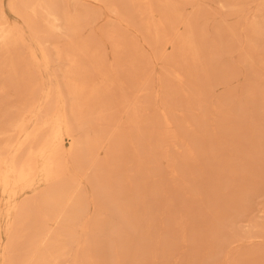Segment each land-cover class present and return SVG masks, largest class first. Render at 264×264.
<instances>
[{"label": "bare ground", "instance_id": "1", "mask_svg": "<svg viewBox=\"0 0 264 264\" xmlns=\"http://www.w3.org/2000/svg\"><path fill=\"white\" fill-rule=\"evenodd\" d=\"M93 1L107 3V0ZM131 1L148 17L152 41L175 48L167 61L181 57L186 66L195 70L202 66L201 70L208 73V66L202 62L201 47L206 33L197 24V14L194 18L184 14V8L192 5L193 0ZM220 2L222 8L229 7L233 13L241 12L244 7L242 0ZM262 4L264 6V0ZM108 8L118 18H126L127 9L120 0H114ZM13 9L24 18L46 20L48 30L67 40L62 55L65 54L69 66L63 73L66 86L62 88L55 78V92L49 89L41 92L31 69L22 71L19 68L25 61L23 49L16 29L6 16L4 0H0V72L20 80L15 86L17 94L39 93L38 97L18 100L21 107L18 118L9 126L0 127V139L4 143L0 147V209L4 207L7 212L4 228L9 235L7 241L0 239V253H6L5 264H133L138 261L157 264L168 240L188 242V228L194 219V226L204 230L205 247L201 244L207 256H211L215 242L227 225L223 207L212 211L217 223L210 221L209 208L203 209L202 203L217 207L223 199L219 190L212 191L210 181L220 174L227 175L235 180L229 188L232 193H238L236 199L241 196L246 202L255 203L264 197V147L259 139L260 130L256 128L264 119L261 82L246 91L250 112L240 108L222 119H214L213 112L218 113L219 109L214 105L208 107L201 94L194 91L191 94L185 86V72L175 67L170 74L178 81V91L182 95L196 99L192 107L196 116H186L182 120L174 117L172 121L163 112L165 129L161 141L153 127V116L146 126L143 122L145 111L142 113L141 103L135 101L126 135L115 127L116 114L111 111L114 101L128 103V96H124L122 90L126 87L119 76L120 66L113 64L106 70L100 67L104 65L103 52L81 33V23L94 14L86 9L66 11L60 8L57 0H15ZM182 27L184 31L180 32ZM230 30L234 35L235 29L226 27H221L217 33L225 35ZM247 30L249 42L257 46L256 40L262 41L264 34L261 8L249 20ZM113 39L116 50L127 46L126 41ZM96 76L102 78V83L95 79ZM105 81L109 85L104 87ZM188 82H191L189 77ZM144 87L151 91L149 84H141L139 90L144 91ZM7 89L0 83V96ZM65 95L71 97L70 107ZM79 118L81 125L88 126L95 119L106 128L82 139L70 140L68 137H72L71 131ZM26 119L41 121L40 128L32 135L21 127ZM249 119L253 122H248ZM250 123L254 126L250 137L253 142L247 138L246 125ZM67 141L74 146L69 153H65ZM163 147L166 174L149 167L156 161L155 151L158 153ZM125 154L130 156L128 166L133 165L131 170L128 168V174L122 172V165H126ZM65 168L76 175L69 171L73 176L67 177ZM93 169L96 174L91 177L89 172ZM170 173L174 174L171 180ZM123 177H126L127 190L121 183ZM158 178L162 181L160 191L154 186ZM86 184L95 187L92 193L86 191ZM27 190L31 193L19 203L20 194ZM201 191H209L213 198L209 196L207 202L197 201L194 195L203 196ZM151 195L159 208L149 214ZM91 205L97 209L94 216L90 215ZM160 216L171 221L170 231L161 232L165 220ZM241 221L247 222L233 219L229 226L235 231L236 223ZM253 227L263 232L264 226L256 224ZM232 261L238 264L237 259Z\"/></svg>", "mask_w": 264, "mask_h": 264}, {"label": "rangeland", "instance_id": "2", "mask_svg": "<svg viewBox=\"0 0 264 264\" xmlns=\"http://www.w3.org/2000/svg\"><path fill=\"white\" fill-rule=\"evenodd\" d=\"M113 1L107 0V3H97L93 0H80V2L77 0H57L60 8L66 11L72 12L78 9L83 12L86 9L94 14L92 17H86L84 22L81 23L82 36L103 52L105 60L104 65H100V67L106 70L113 64H119L120 66L119 76L126 87L122 90L124 96H128V103H122L121 101L111 103V109L114 107L111 111L116 114V128L128 135V122L135 101L141 103L142 113L145 111L146 119H143V122L146 126L151 123L148 119L153 116V127L156 134L161 136V141H163L162 135L165 129L163 126V112L167 113L172 121L174 117L182 120L186 116H196L192 111L196 99L191 95L190 98L182 95L181 91H178V81L170 74L175 67L183 69L185 72L187 76L185 86L190 89L191 94L193 91L196 94H201L202 98H205L203 101L207 103V106L214 105L219 109L218 113L213 112L214 119H222L225 115L227 116L229 113L241 109L250 112L247 89L257 86L260 82L261 86L264 87V34L262 41L256 40L257 46H254L249 42L247 26L258 8L264 11L262 0H242L244 7L238 13H233L229 7L222 8L221 0H193L192 5H187L184 8V14L188 17L194 18L197 14V24L206 33V41H201V47L203 65L208 66L207 74L201 70L202 66H199L197 70L194 67L190 68V65L186 66L181 57H177L172 62L167 61L166 59L175 53V48L167 44L156 45L152 41L148 17L141 13L138 4L133 3L131 0H120L127 9L126 18L122 19L118 18L108 8V4ZM77 2L79 3L78 7ZM14 3L15 0H4L6 16L10 24L16 29L20 47L23 49L22 57L25 61L19 65V68L22 71L27 68L31 69L33 80H37L36 86L37 84L40 86L41 92L49 89L54 93L56 88L55 78L58 79L62 88L64 85L66 86L63 73L68 68L69 61L66 60L65 54V57L62 54L65 51L67 40L63 36L48 30L46 20L29 16L24 18L22 15L16 14L13 9ZM258 15L259 13H257V17ZM128 19L130 23H128ZM221 27L235 29L236 32L233 35L230 30L225 35L222 33L218 35L217 32L221 31ZM183 31L184 28L182 27L180 32ZM113 38L126 41L127 46L125 45V49L116 50L113 45ZM88 67L91 68L90 63H88ZM0 73H3V75L0 74V83L8 88L7 92L0 96V127H4L9 126L18 118L21 111V107L17 104L18 100L38 97L39 93H34L32 96L17 94L15 86L20 80L18 78H8L7 72ZM188 77L191 82H188ZM109 78L114 79L113 75ZM95 79L102 83V78L100 79L99 76H96ZM141 84H149L151 91H147L146 87H144V91H140L139 86ZM107 85H109V82L105 81L103 86ZM65 97L70 107L71 97L66 95ZM107 101L108 99H105V102ZM129 104L131 105L129 106ZM208 107L207 111L209 112ZM248 122L253 121L249 119ZM81 123L82 119L76 120L74 123L75 129L71 131L72 137H68V139H82L87 134L93 135L106 128L99 125L95 119L88 126L81 125ZM40 125L41 121L26 119L21 127L22 129L26 128L24 132L32 135L40 128ZM246 127L248 129L247 138L250 142H253V138L250 137L254 126L250 123ZM256 128L260 130L259 139H261L264 147V119L259 122ZM132 133L136 135L135 130ZM67 144L65 153H69L74 147L69 141H67ZM3 145V140L0 139V147ZM144 146L147 147V143H144ZM162 153H164V147L159 149L158 153L155 151L157 163L153 161L149 167L160 174H166L167 170L162 159ZM129 158L130 156L125 154L126 165L125 167L122 165V172L124 171L127 174L128 168L130 170L133 168V165L128 166ZM101 159H103V156H101ZM112 170L115 171L114 167H112ZM64 171L69 173L72 170L65 168ZM68 173L67 177L73 176L71 173H69L71 175H68ZM73 174L75 173L73 172ZM95 174V169L89 172L91 177ZM173 176L174 174L170 173V180ZM117 180L119 181L120 178L118 177ZM121 181L124 189L127 190L126 177H123ZM234 182L233 178L223 174H220L216 179L213 178L210 181L211 189L213 192L219 190L223 199L218 202L217 207H215V204L206 203L205 206V203H202L204 210L209 208L207 209L208 215L213 223L218 222L214 220V212L219 206L223 207V211L226 212L224 223L227 225V229L220 234L219 239L215 242L212 255L207 256L204 248L207 238L202 236L204 234L203 228L194 226L196 221L194 219L188 228V242L182 244L181 241H177L175 238L168 240L164 253L160 255L161 258L157 264H235L232 261L235 259L238 260V264H264V229L263 232H260L253 227L256 224L264 226V197H260L255 203H248L241 199V196L236 199L238 193H232L233 191L229 188ZM45 186H42V188H45ZM154 186L157 191H160L162 188L161 178L156 180ZM94 189L95 187L92 184H86L88 193H92ZM30 193V190L22 192L18 202L21 203ZM201 193L203 196L196 197L194 195L197 201L200 199L201 202H207L206 199L209 196L213 198L209 191L208 193L201 191ZM151 197L152 207L149 209V214L156 212L159 208V205L157 206L153 202L154 196L151 195ZM153 205L156 207H153ZM212 211L214 212L212 213ZM96 212L95 206L91 205L90 215L94 216ZM194 216L197 217V213ZM160 217L164 219L162 216ZM233 219L247 221L236 223L235 231L237 234L229 226ZM158 220L160 219L158 218ZM164 220L165 226L162 227V233L172 229L171 221ZM6 222L7 212L3 207L2 210L0 209V239L2 241H7L9 237L8 231L4 228ZM239 236L248 237L241 238ZM5 260L6 253H0V264H5ZM133 264L143 263L138 261Z\"/></svg>", "mask_w": 264, "mask_h": 264}]
</instances>
